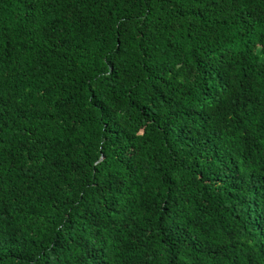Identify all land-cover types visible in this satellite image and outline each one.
I'll list each match as a JSON object with an SVG mask.
<instances>
[{
  "label": "trees",
  "instance_id": "16d2710c",
  "mask_svg": "<svg viewBox=\"0 0 264 264\" xmlns=\"http://www.w3.org/2000/svg\"><path fill=\"white\" fill-rule=\"evenodd\" d=\"M0 264H264V0H0Z\"/></svg>",
  "mask_w": 264,
  "mask_h": 264
}]
</instances>
